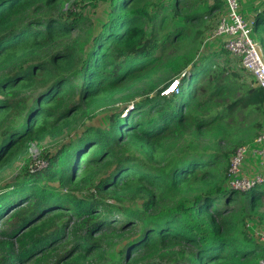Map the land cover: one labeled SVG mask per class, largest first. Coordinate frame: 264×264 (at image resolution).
Segmentation results:
<instances>
[{"label":"trees","instance_id":"1","mask_svg":"<svg viewBox=\"0 0 264 264\" xmlns=\"http://www.w3.org/2000/svg\"><path fill=\"white\" fill-rule=\"evenodd\" d=\"M223 11L222 0H0V178L32 143L47 163L0 188V264H260L245 223L264 227V184L233 192L241 145L199 146L253 117L264 126L254 77L222 43L197 46L199 24ZM251 18L264 31V11Z\"/></svg>","mask_w":264,"mask_h":264},{"label":"built area","instance_id":"2","mask_svg":"<svg viewBox=\"0 0 264 264\" xmlns=\"http://www.w3.org/2000/svg\"><path fill=\"white\" fill-rule=\"evenodd\" d=\"M224 11L211 35V41H220L223 48L251 74L256 85L264 89V57L250 35L252 21L247 22L241 13L240 0H222ZM177 82L171 85L176 90ZM250 157L252 165L244 168ZM264 184V127L250 142L238 146L229 159L227 186L237 193H246ZM246 229L253 240L264 248V228L248 223ZM264 264V258L260 261Z\"/></svg>","mask_w":264,"mask_h":264},{"label":"rangeland","instance_id":"3","mask_svg":"<svg viewBox=\"0 0 264 264\" xmlns=\"http://www.w3.org/2000/svg\"><path fill=\"white\" fill-rule=\"evenodd\" d=\"M158 1L159 3L164 4V3H171L172 0H158ZM105 3L103 5H100L96 10L90 11L92 22H93L94 33H96L97 31H100L102 25L108 19V13H109L110 8H109V5ZM68 6H69L68 3L64 4L65 8H67ZM240 9H242V11L240 10L242 15L247 16L246 18L244 17L245 20L247 22H250L252 21L251 16L254 13L264 11V0H240ZM219 18H220V14L219 15L216 14L212 18L205 19L201 24H199V30H201L203 34L201 38L197 41V46L199 50L201 51V53L211 52V50L218 51V49L220 48V44H221L220 41H211V35H212V32L214 31V25H217ZM212 25H213V28H212ZM250 37L255 42L259 51L263 54V57H264V31H261L260 29H258L257 32L253 31ZM187 49H192V48L188 47L186 48V50ZM190 51H188V53ZM247 80L250 81V78ZM104 116L105 114L94 117L93 120H91V122L87 123V125L88 126L104 125V121H103ZM256 121L257 120L255 119V117H253L245 123L236 125L233 128L234 130L230 132L228 139L224 138V140H222L221 142L219 138H222V136L218 132L206 134L205 136H203L202 139H200V145H199L200 150L201 151L203 150L204 152L209 153V154H219L223 152L224 147L226 146L243 145V144H246L252 141L258 135V133L262 130L261 129L259 132H256V129H257L255 125ZM262 124L264 125V120H261V125ZM186 138L188 137L186 136ZM215 143H216V147H215ZM42 146L44 148L50 149L52 153H54L57 149L56 148L57 146L55 148H53V146H50L49 142H44ZM41 152L42 150L35 143H32L31 145H29L25 160H22V161L19 160L13 163L12 166H9L5 169L3 176L0 178V188L13 183L19 171L23 170L25 167L26 168L29 167L31 163H32V165L30 166L31 172H35L31 170L34 168V165H37V167L40 169L45 168L47 163L44 160L40 159ZM248 165H252V160L250 157L246 159L244 168H246ZM56 185L57 184L55 183L54 186ZM67 192H68L67 188L62 190V193L64 194ZM1 193H4V190H2ZM5 221L6 219L1 222L0 231L4 229ZM248 223H250V221H246L245 228ZM251 223L254 224L258 222L253 221ZM255 225H258V224H255Z\"/></svg>","mask_w":264,"mask_h":264},{"label":"clouds","instance_id":"4","mask_svg":"<svg viewBox=\"0 0 264 264\" xmlns=\"http://www.w3.org/2000/svg\"><path fill=\"white\" fill-rule=\"evenodd\" d=\"M169 88H171V86H169L167 89H169ZM176 88V87H175ZM166 89V90H167ZM170 91H172V89L170 90ZM175 91V90H174ZM174 91H172V92H170L169 94H171V93H173ZM163 94V93H162ZM163 95H166V94H163ZM167 96V95H166Z\"/></svg>","mask_w":264,"mask_h":264},{"label":"bare ground","instance_id":"5","mask_svg":"<svg viewBox=\"0 0 264 264\" xmlns=\"http://www.w3.org/2000/svg\"><path fill=\"white\" fill-rule=\"evenodd\" d=\"M170 92H172V91H170Z\"/></svg>","mask_w":264,"mask_h":264}]
</instances>
